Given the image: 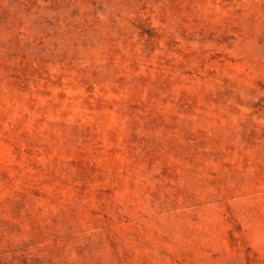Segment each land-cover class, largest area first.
I'll return each mask as SVG.
<instances>
[{"label":"rangeland","instance_id":"1","mask_svg":"<svg viewBox=\"0 0 264 264\" xmlns=\"http://www.w3.org/2000/svg\"><path fill=\"white\" fill-rule=\"evenodd\" d=\"M0 264H264V0H0Z\"/></svg>","mask_w":264,"mask_h":264}]
</instances>
